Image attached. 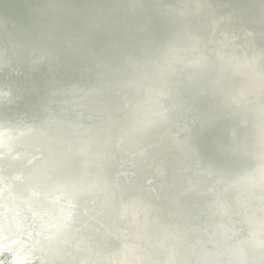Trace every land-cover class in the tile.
Listing matches in <instances>:
<instances>
[{"label": "water", "instance_id": "95a60500", "mask_svg": "<svg viewBox=\"0 0 264 264\" xmlns=\"http://www.w3.org/2000/svg\"><path fill=\"white\" fill-rule=\"evenodd\" d=\"M154 1L108 3L122 18L47 4L87 9L69 16L90 39L45 23L21 32L20 13L0 15L5 264H264V51L253 59L206 0ZM155 12L178 29L154 31ZM118 142L138 146V183L115 171ZM97 172L121 183L96 188Z\"/></svg>", "mask_w": 264, "mask_h": 264}, {"label": "bare ground", "instance_id": "6f19581e", "mask_svg": "<svg viewBox=\"0 0 264 264\" xmlns=\"http://www.w3.org/2000/svg\"><path fill=\"white\" fill-rule=\"evenodd\" d=\"M51 1H55V0H0V15L7 16L9 14L20 13L27 22L26 25L19 26V30L21 32H25L29 30V28H33L35 30L37 28V24L45 23L52 28L63 26L67 32L73 35H76L84 39H90L86 33V26L83 23H80V24L75 23L69 16V12L73 14L86 15L87 13H89L87 9L78 7L72 3L69 4L67 8L58 7V8H53V9H47V4H49ZM85 1L89 4V6L113 18H122L126 15V12L119 11V10H109L107 8V4L112 2L113 0H85ZM145 1H146V5L149 8H151L152 10L156 9L155 7L156 1L154 0H145ZM206 1L210 3L211 5H213V7L215 8V11L220 15L219 20H220V17L227 19V21L229 22V28L231 30V34L233 37H235L236 40H238L236 37L238 35L240 41H245V42L253 44L254 50L251 49L252 53H250L253 59H254V56L258 54L256 52L264 51V0H206ZM150 17H151V26L153 30L156 32L171 33L178 29V26L176 23L172 22L171 19H168L167 17L163 16L159 12H155V14L151 13ZM143 19H145V17H143ZM98 25L101 27V30L103 32V38L112 39V40L116 39L115 35L112 32L103 29V25L101 24H98ZM243 27H246L250 33L244 34L242 31ZM58 37L60 39L62 38L60 35ZM229 41L232 43L234 48L237 49L236 50L237 53L238 52L239 54L242 53L240 52V50L242 49L241 47H239L240 44H238V41H234L231 38H229ZM246 57H249V56L246 55ZM248 60L249 62L251 61L250 63H252L251 59H248ZM263 63H264V60H263ZM262 103L263 104L261 105H264V101ZM12 131L13 130L9 128H0L1 135L13 133ZM118 136L120 135L118 134ZM206 137L211 141H223L224 140L223 136L219 133H210ZM115 139H116V142L119 141L116 137ZM1 143H3L2 140H0V145ZM49 143L50 142H48V144ZM116 145L118 146L116 147V150H113L114 153L112 155L113 156L112 162L114 164L121 165V168L115 171L116 172L118 171V173L121 172L125 176H128L129 174L131 175V177H133V179L137 181L138 177L142 175L141 168H138L134 164L135 162L134 156L136 155L134 150L138 146L137 147L135 146L136 148L133 146L129 148L127 147L125 148L124 146H121L119 142ZM257 147L260 148L262 152L264 153L263 144L257 143ZM108 151L109 150H107V152L103 154L106 155ZM209 153L211 155H214L213 152H209ZM109 158H110V155L106 156L102 160V162H100L101 165L104 166L105 164H107ZM125 159L129 160L128 162L129 166L126 170L123 166L124 163H122V162H125ZM211 160L217 164L226 165V162L221 157L214 158V159L211 158ZM145 166L146 168L149 166H154V168L157 170L158 165L156 163H153V164L147 163L145 164ZM59 170L60 171L63 170V164H61V167ZM1 178H4V176L3 175L0 176V179ZM101 180H104L108 184L112 183L115 186L121 183L118 176L114 174L101 176L100 172H97V174L94 175V179L91 181L92 186H96V188L101 187L102 186V184L100 183ZM163 183L164 182H162V184ZM165 187L166 186L162 187L163 188L162 190H164ZM112 191H113V187L110 186L107 190V193H110ZM84 196L85 194L83 195V197ZM117 204L118 202L115 203V205ZM113 208H114V205H113ZM92 210H94V208H92ZM117 210H119L120 212V220L123 222H126L125 204L122 207H119V209ZM109 220H107L108 222L104 220V223H103L104 225L102 226H110L111 223ZM100 228H97V229H100ZM118 230L119 228L117 229V231ZM119 233L123 234L122 232H119ZM3 242L4 240L2 236H0V247L3 245ZM107 247L109 249L112 248V246L111 247L107 246ZM99 251L106 252L107 249L105 247H102L101 249H99ZM2 252L3 251L0 250V253ZM120 260L123 262L126 261L123 256L120 257ZM0 264H5L4 255L0 256ZM33 264H36V263H33ZM125 264H127V262Z\"/></svg>", "mask_w": 264, "mask_h": 264}]
</instances>
